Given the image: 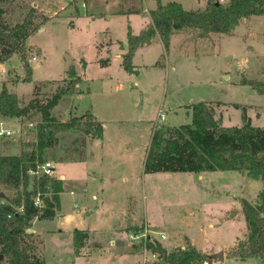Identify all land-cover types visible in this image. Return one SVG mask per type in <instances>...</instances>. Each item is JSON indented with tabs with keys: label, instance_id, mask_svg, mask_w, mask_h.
Returning a JSON list of instances; mask_svg holds the SVG:
<instances>
[{
	"label": "rangeland",
	"instance_id": "1",
	"mask_svg": "<svg viewBox=\"0 0 264 264\" xmlns=\"http://www.w3.org/2000/svg\"><path fill=\"white\" fill-rule=\"evenodd\" d=\"M209 1L161 0L162 4L176 2L191 11L204 10ZM217 1L227 5L229 0ZM84 2L86 8L81 7L80 0L0 2L6 25L21 23L32 8V24L37 27L27 41L30 81L24 82L29 74L21 56L12 54L0 64V92L7 89L15 93L20 105L30 100L46 104L55 94L65 92L51 111L57 121L67 122L75 114L90 110L102 122L104 143L129 138L138 146L121 178H109L117 163L99 160V148L93 141L86 138L83 147L82 134L71 131L58 136L57 146L45 150L43 159L55 168L52 178H62L61 209L51 221L32 222L31 228L38 233L34 235L37 253L46 264H161L160 255L146 250L144 242H158L156 236L162 233L169 243L178 242L184 235L193 238L204 249L208 264H250L249 260L240 262L228 256L236 237L246 234L244 218L225 221L222 215L230 205L227 193L237 196L238 208L241 198L255 204L264 191L260 180L237 171L205 172L203 180L190 173L143 172L146 178L139 176L153 132L154 123H149L160 111L166 117L162 128L178 127L191 123L189 106L211 102L215 120L222 127H241L245 117L253 127L264 128V94L240 85L241 78L264 82V17L242 20L231 35L197 37L187 30L176 33L168 51L154 43L139 53L135 64L139 67L142 62L149 65L158 61L153 67H144L136 78L120 66L116 53L123 52L119 42L125 39L128 27L138 35L148 26L145 23L149 22V11L156 8L155 1ZM86 12L93 13L94 18ZM116 13L120 15H112ZM100 60L110 65L104 67ZM76 76L83 82L80 89L84 93L79 96ZM135 79L148 88L142 106H134L138 96L128 89ZM149 84L153 89L147 87ZM140 119L145 123L136 125L134 121ZM41 120L35 111L24 118L0 119V129L12 132L10 138H0V155H18L23 142L35 131L33 126ZM105 147L103 144L101 148ZM95 168L98 180L92 174ZM232 207L230 215L235 210ZM142 212L157 233L146 227ZM82 229L95 233L75 252L72 232ZM224 250L229 251L223 261L213 260V255ZM253 261L260 264L259 259Z\"/></svg>",
	"mask_w": 264,
	"mask_h": 264
},
{
	"label": "trees",
	"instance_id": "2",
	"mask_svg": "<svg viewBox=\"0 0 264 264\" xmlns=\"http://www.w3.org/2000/svg\"><path fill=\"white\" fill-rule=\"evenodd\" d=\"M5 1L8 0H0ZM153 1L156 8L150 12V24L138 35H133L128 27L122 68L130 74L134 73L132 59L136 50L149 45L157 36L168 51L171 38L176 33L187 30L197 37L231 35L242 20L264 17V0H229L227 5L212 0L202 11L185 10L176 2L162 4L161 0ZM34 13L31 8L21 23L11 27L4 23V10L0 7V64L12 54H19L29 74L24 82H29L32 74L26 53L27 41L37 31L32 24ZM106 62L100 61L102 66ZM240 85L264 94L263 81L241 78ZM64 95L65 92L57 93L46 104L30 100L28 104L20 105L15 93L7 89L0 92V119L24 118L31 111L38 112L42 119L33 126L35 131L31 132L30 139L23 142L18 155H0V264H46L42 255L37 253L34 234L29 230L34 220L51 221L55 218L60 210L59 195L63 187L59 179L28 175V171L44 162V151L55 148L58 136L71 131L83 135V147L86 138H102V123L89 111L67 122H59L51 116V111ZM191 110L190 124L153 130L143 172L237 171L264 184V128L253 127L245 117L241 127H222L215 120L211 102L193 104ZM8 192L10 197L6 195ZM1 194L4 196L1 197ZM38 194L43 199L40 208L34 205ZM240 208L246 223V234L238 239L228 256L238 261L259 259L260 264H264V191L258 194L255 204L241 198ZM87 239L86 231L73 232L75 252L83 247ZM185 244L183 250L167 253L158 242L147 241L145 249L160 255L161 264H201L207 261V255L197 251L187 239Z\"/></svg>",
	"mask_w": 264,
	"mask_h": 264
},
{
	"label": "crops",
	"instance_id": "3",
	"mask_svg": "<svg viewBox=\"0 0 264 264\" xmlns=\"http://www.w3.org/2000/svg\"><path fill=\"white\" fill-rule=\"evenodd\" d=\"M155 9V8H154ZM154 9H152L151 11H153ZM151 11H149V12H151ZM87 16H90V17H92V18H94V16L95 15H93V13H91V12H86L85 13ZM112 15H120V14H118V13H116V14H112ZM150 18H149V22L148 23H145V25H149L150 24ZM147 26H145V28H146ZM131 29V28H130ZM108 31L109 30H107L106 32L108 33ZM128 31V30H127ZM132 32V31H131ZM174 36H177V35H173L172 37H174ZM126 38H127V33H126V37H125V39H123L122 41H120L119 42V45H120V47H122L123 48V52L122 53H116V58H119L120 59V66L122 67V56L126 53V48H127V45H126ZM154 43H158L161 47H162V50H164V47H163V44H162V42H161V40H160V38L157 36V37H155L153 40H152V42L149 44V45H147V46H144V47H141V48H139V49H137L136 50V52H135V54H134V56H133V59H132V65H133V72L134 73H132V74H130V73H128L129 75H134V76H136V78L137 77H139L140 76V71L141 70H143V68L144 67H148V66H150V67H153V66H155L154 64H156V62L158 61V59L155 61V63H151V64H149V65H145L144 64V62H142L141 63V65H138L139 67H137V65L135 64V60L137 59V56L139 55V53L141 52V51H143V49L145 48H148L149 46H151L152 44H154ZM141 57H143V55L141 54L140 55ZM107 59H110V57H109V55H107ZM101 61V60H100ZM141 61H143V59L141 58ZM110 65V63L107 61L106 63H105V65H104V67H108ZM76 79H77V83H76V87L78 88V90H77V92H76V95L78 94V96L79 95H82L84 92L80 89V84L81 83H83L82 82V79H81V77H78V76H76ZM90 83H93V82H90ZM147 87H151L152 89H153V85H150L149 84V86L147 85ZM128 89H131V92L134 90L135 91V93H136V95L138 96V99L137 100H135V103H134V106H142L143 105V103H144V101L147 99V97H148V94H147V92H148V88L147 89H144V87H143V83H140L139 82V80L137 81L136 79L135 80H133V81H131V83H130V85L128 86ZM86 93H90V88L88 87V89L86 90ZM138 104V105H137ZM140 104V105H139ZM169 109H171V110H173V109H175V107H170ZM189 111H187V114H192V110H191V107L189 106ZM161 110V109H160ZM87 111H89L94 117H95V119L96 120H98V117L94 114V113H92L90 110H87ZM87 111H85V112H87ZM84 112V113H85ZM71 113V112H70ZM73 113H76L75 111H73ZM84 113H80V114H75L76 115V117L77 116H81V115H83ZM163 113V112H162ZM164 114V113H163ZM158 114L156 115V118L153 120V121H151V123H149V126H150V124H152V123H155L157 120H158ZM101 118V117H100ZM98 121H100V120H98ZM165 121H166V117H165ZM135 123H136V125H142V124H144L145 122H143V119L141 120H136V121H134ZM102 123V122H101ZM147 123V122H146ZM103 126V125H102ZM168 127H176L175 125L174 126H168ZM104 130H103V134H102V138L101 139H90L91 141H93L95 144V147H98L99 148V153H98V155H97V157L99 158V160H101L102 162L103 161H106V162H110V163H117L115 166H114V170H115V172H113V176H110L109 178H121V175H122V173L123 172H125V171H122L125 167H126V162H127V160H130L131 159V157H133V153H132V151H134V149H135V147L137 148L138 146H137V144L134 142V141H129V138H127V139H125V140H122L121 138H119L118 140H116L115 142H113L112 144L111 143H104ZM91 141H89L88 142V144L91 142ZM117 142H119V143H117ZM103 144H106V147H105V149H103V148H101L102 146H103ZM101 148V149H100ZM145 149V148H144ZM144 149H141V154H142V151L144 150ZM12 155H17V153L16 154H12ZM145 156V155H144ZM88 158H91V157H88ZM144 158V157H143ZM144 160V159H143ZM140 162H142V165H143V161H142V159H141V161ZM98 169L97 168H95L94 170H92V174L95 176V178L94 179H96V180H98L99 179V175H98ZM190 174H194V175H196V178H197V180H203V176H204V174H205V172H201V173H190ZM135 178H136V175H135ZM139 178H146V176H145V174H143V169H142V172L140 171V176H139ZM62 178H60L59 180H61ZM62 181V180H61ZM63 192H64V187H63ZM62 192V193H63ZM72 192V193H71ZM61 193V194H62ZM70 193V195H74L75 196V193L73 192V191H70L69 192ZM60 194V195H61ZM228 195H227V200L226 201H228V203L230 204L229 205V207L226 209V210H224L223 212H224V214L222 215V220H225V221H228V220H241L243 217L241 216V213H240V210H241V208H238V202L239 201H237V200H235V198L237 197V196H235V195H231L230 197H229V193H227ZM60 195H59V201H60V209H61V199H60ZM92 198L93 199H96L97 198V196L96 195H92ZM240 198V197H239ZM237 201V202H236ZM235 203H237V206H235L234 204ZM76 206V205H75ZM196 206H198V205H196ZM230 206H233L232 208H234V206H235V210L232 212V214L230 215V213H228L229 211H230ZM198 210V209H197ZM60 211V210H59ZM59 211L56 213V215L59 213ZM234 214V215H233ZM142 216H143V218H144V221H145V223H146V227H148L149 226V223H148V221H147V219H146V217H145V213L144 212H142ZM129 218V217H128ZM43 222V221H42ZM149 228V231H151V232H155V231H153L152 230V228L153 227H148ZM30 231L32 232V233H34V235H35V237L38 235V233L37 232H35V230L33 229V228H31L30 229ZM75 231V230H74ZM73 231V232H74ZM80 231H86L87 232V234H88V239H90L91 238V235H92V233H95L94 231H91L90 229H82V230H80ZM45 232H53V231H51V230H48V229H46L45 230ZM73 232H72V245H73ZM155 233H157V232H155ZM162 234V233H161ZM163 236H164V238H161V237H158V235L156 236V240L161 244V246L166 250V252L167 253H170V252H172V251H174L175 249H184L185 248V240L187 239L190 243H191V245H193L196 249H197V251H199V252H201V253H203V251H204V249H202L201 248V246H199L196 242H195V240H193V238H191V237H189V236H187V235H184L178 242H171V243H169L168 242V237L165 235V234H162ZM160 236V235H159ZM238 239H240L239 237H236V240H235V243L233 244V246L232 247H230V249H232L235 245H236V243H237V241H238ZM229 249V250H230ZM228 250V251H229ZM228 251H226V250H224V251H222V253H223V260H224V256L227 254V252ZM78 255V254H77ZM248 261V260H247ZM250 261V264H253V260H249ZM240 262H245V261H240Z\"/></svg>",
	"mask_w": 264,
	"mask_h": 264
},
{
	"label": "built area",
	"instance_id": "4",
	"mask_svg": "<svg viewBox=\"0 0 264 264\" xmlns=\"http://www.w3.org/2000/svg\"><path fill=\"white\" fill-rule=\"evenodd\" d=\"M80 3H81L82 8H86L84 0H80ZM164 121H165V115L162 113V111H160L159 116H158V120L156 121V123L153 124V130H157V129L161 128L162 127L161 124ZM18 133H19V135H21L22 130L18 129ZM11 135H12V132L10 130L3 129V128L0 129V138H3V137L10 138ZM54 170H55V168L51 162L44 161L41 164H37L34 170L28 171V175L30 177H35V178H39L41 176H47L49 178H52L53 174L55 172ZM34 205L36 207H39V208L43 206V199L41 198L40 194H38L35 197ZM160 236H161V238H164V236L162 234H160ZM147 241H149V239H145L144 246H145V243ZM149 242L153 243V241H149ZM201 264H208V263L202 262Z\"/></svg>",
	"mask_w": 264,
	"mask_h": 264
},
{
	"label": "water",
	"instance_id": "5",
	"mask_svg": "<svg viewBox=\"0 0 264 264\" xmlns=\"http://www.w3.org/2000/svg\"><path fill=\"white\" fill-rule=\"evenodd\" d=\"M4 195L3 194H1V197H3ZM29 232H31L30 230H29ZM213 260H217V261H219V262H221V261H223V253L222 252H220V253H218V254H215V255H213Z\"/></svg>",
	"mask_w": 264,
	"mask_h": 264
}]
</instances>
